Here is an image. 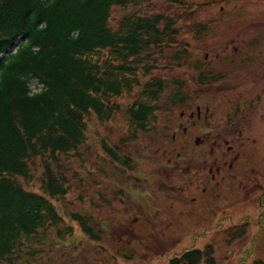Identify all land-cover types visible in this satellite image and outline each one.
<instances>
[{"label":"trees","instance_id":"trees-1","mask_svg":"<svg viewBox=\"0 0 264 264\" xmlns=\"http://www.w3.org/2000/svg\"><path fill=\"white\" fill-rule=\"evenodd\" d=\"M229 1L0 0V264H38L53 249L65 256L71 248L63 245L80 244L79 235L110 253L99 222L120 212L123 191L84 146L90 123L102 127L104 159L131 173L142 137L152 148L166 141L157 113L189 108L194 94L232 70L237 58L203 52L212 27L199 17ZM124 96L131 102L119 101ZM123 114L124 125L113 123ZM164 257L165 264H217L211 243ZM251 257L247 251L242 264ZM84 258L76 253L75 262Z\"/></svg>","mask_w":264,"mask_h":264},{"label":"rangeland","instance_id":"rangeland-1","mask_svg":"<svg viewBox=\"0 0 264 264\" xmlns=\"http://www.w3.org/2000/svg\"><path fill=\"white\" fill-rule=\"evenodd\" d=\"M200 16L209 17L212 27L203 52L213 50L214 58L246 55L245 67L236 68L240 62L234 60L232 70L224 71L225 77L213 90L194 94L189 108L157 113V130L166 135V141H157L152 148L142 137L134 155L137 167L131 173L121 172L120 167L104 159L98 142L102 127L91 122L84 146L92 148V158L110 172L123 191L116 196L120 212L103 216L99 222L110 253L79 235L80 244L75 240L63 245L71 248L69 254L61 256L53 249L38 264H81L75 262L76 253L80 257L88 255L86 264H149L159 254L161 257L207 243L213 244L217 264H238L247 251L253 254L250 262L254 258L264 260V228L254 224L260 217L264 223V0H230L224 6L203 10ZM233 39L243 43L237 45ZM30 86L35 89L36 83ZM119 101L131 102L126 96ZM195 102L201 105L199 111ZM225 104L229 105L226 110ZM121 117L113 123L124 125V114ZM241 129L243 133L239 134ZM225 151L229 153L224 159L220 153ZM202 161L204 168L193 166L192 162ZM230 163L234 164L232 169ZM211 166L214 177L208 173ZM116 173L122 179L113 176ZM90 211L97 214L101 207ZM247 218L252 221L235 225L244 224ZM146 219L154 221V227L148 226ZM132 236L141 244L132 247ZM131 250L134 256L128 260L125 256ZM113 252L118 260L111 259ZM164 255L152 264H165Z\"/></svg>","mask_w":264,"mask_h":264},{"label":"flooded vegetation","instance_id":"flooded-vegetation-1","mask_svg":"<svg viewBox=\"0 0 264 264\" xmlns=\"http://www.w3.org/2000/svg\"><path fill=\"white\" fill-rule=\"evenodd\" d=\"M216 142H217V141H215V143H216ZM225 163H226V162H225ZM259 203H260V205H262V201H261V200L259 201ZM257 226H258V225H257ZM260 229H261V227H260Z\"/></svg>","mask_w":264,"mask_h":264}]
</instances>
